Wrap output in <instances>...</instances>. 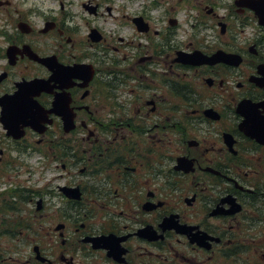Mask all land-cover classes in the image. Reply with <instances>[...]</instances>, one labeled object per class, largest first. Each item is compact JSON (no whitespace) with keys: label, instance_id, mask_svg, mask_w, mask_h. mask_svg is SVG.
<instances>
[{"label":"flooded vegetation","instance_id":"af4514ba","mask_svg":"<svg viewBox=\"0 0 264 264\" xmlns=\"http://www.w3.org/2000/svg\"><path fill=\"white\" fill-rule=\"evenodd\" d=\"M56 1L61 13L44 18L45 33L16 15L33 26L30 34L49 42L25 41L29 33L15 29L6 35L9 43L53 56L55 64L80 67L71 77L54 67L52 90L37 96L49 119L40 133L27 127L15 135L16 119L8 131L0 104V264H264V144L239 130L235 111L248 98L260 102L264 115V69L258 70L264 26L252 42L255 51L235 50L226 21L214 36L220 42L201 47L238 51L242 66L190 65L177 55L196 47L172 42L169 30L158 45L151 39L152 8L140 14L150 44L126 51L102 32V9L112 8L105 0H76L79 9L75 0ZM138 14L120 24L137 28ZM93 29L99 41L92 40ZM0 58V97L20 79L52 74L20 51L12 63L6 53ZM59 93L63 103L70 97L75 126L69 131L58 109L51 110ZM226 131L236 154L224 142ZM32 150H44V170L26 179Z\"/></svg>","mask_w":264,"mask_h":264},{"label":"rangeland","instance_id":"374dc122","mask_svg":"<svg viewBox=\"0 0 264 264\" xmlns=\"http://www.w3.org/2000/svg\"><path fill=\"white\" fill-rule=\"evenodd\" d=\"M12 5L9 6V12L5 9L0 8V53L7 46V40L4 35L1 33V30L5 28L8 32L14 30L16 25H9L7 22V17L15 14H23L27 16L32 24L36 27L40 26L43 22L44 15L52 16L61 13V10L57 9L59 4L56 0H10ZM157 2V7L150 11L149 14L152 17L153 31H150L151 39L154 40V43L161 41L163 32L168 30V27L171 31H175L174 40L172 42H182L186 45L199 47L204 42L206 44H215L220 42V40L214 39L213 34L217 33V26L215 23V18L211 14H207L204 6L211 5V3L220 4L223 3V6L217 7L218 16L223 17L227 22L232 26L234 31V43L235 47L243 45L247 37H252L255 33L260 30L256 27L255 22L252 25H247L244 29L238 23L242 18V15L237 14L232 7L233 0H155ZM75 4L72 6L74 9H79V6L76 4L77 1H74ZM111 6V11L108 12L102 9L103 15L99 20V24L104 34L111 38L113 44H115L119 50L129 51L135 49L136 46H139L140 49H143L144 44H150L151 39L148 38L147 41L145 36L141 37V34H136V29L130 24L121 25V20H127L128 15L135 14L136 11H143L148 6L150 7V0H111V2H106ZM201 3V6L199 5ZM230 7L232 10H230ZM39 13V15H38ZM126 16H123V15ZM240 15V16H239ZM176 16L179 19L178 26H170L168 19L170 17ZM154 30H158V33L155 34ZM83 34L86 33V29H83ZM29 39H34L36 41L40 40L36 35H29ZM122 36L124 42L121 43L117 38ZM129 37H131L130 42H128ZM170 38V37H169ZM190 41L193 43L190 44ZM201 43V44H200ZM114 51L111 48V54ZM3 66V60H0V67ZM36 155L33 157H26L28 163H30L36 170L37 162H34ZM45 156H43V159ZM42 159V160H43ZM32 177H38V173L32 174Z\"/></svg>","mask_w":264,"mask_h":264},{"label":"water","instance_id":"95a60500","mask_svg":"<svg viewBox=\"0 0 264 264\" xmlns=\"http://www.w3.org/2000/svg\"><path fill=\"white\" fill-rule=\"evenodd\" d=\"M237 2L239 4H241V5H248L249 7L255 9L257 12H262L264 10V3H262L260 5V3L259 4L250 3L249 0H238ZM234 58H236V57H234ZM222 59H225V55H223L221 53H217L211 59H208L207 57L203 58V61H212L213 62V61H218V60H222ZM234 62L237 63L238 59L234 60ZM23 86L24 87H22V97H21L22 105H23V107L28 108V107H30V99L26 95V92L29 89H32V88L28 87V86H31V83L27 82V83L23 84ZM39 88L40 87H38V89ZM239 110H241V109H239ZM241 111L244 112V110H241ZM24 114L26 116L28 115L27 112H25ZM247 133H249L251 136H253V137L257 138V139H261V137H262V135L259 133L257 128L250 129V130L247 131Z\"/></svg>","mask_w":264,"mask_h":264}]
</instances>
